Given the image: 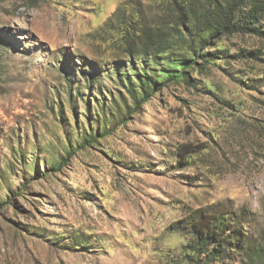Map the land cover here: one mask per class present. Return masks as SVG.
I'll list each match as a JSON object with an SVG mask.
<instances>
[{
	"label": "rangeland",
	"instance_id": "rangeland-1",
	"mask_svg": "<svg viewBox=\"0 0 264 264\" xmlns=\"http://www.w3.org/2000/svg\"><path fill=\"white\" fill-rule=\"evenodd\" d=\"M153 6L0 0V264L264 259V39H222L223 60L140 105L141 62L105 24L150 21ZM182 145L200 150L188 165ZM199 211L237 223L244 248L189 251Z\"/></svg>",
	"mask_w": 264,
	"mask_h": 264
},
{
	"label": "trees",
	"instance_id": "trees-1",
	"mask_svg": "<svg viewBox=\"0 0 264 264\" xmlns=\"http://www.w3.org/2000/svg\"><path fill=\"white\" fill-rule=\"evenodd\" d=\"M152 1L154 14L150 21L140 16L139 22L129 16L128 23L119 21L120 29L114 28L111 21L105 24L118 36L113 42L124 47L120 57L136 65L141 62L142 69L133 72L138 89L131 90L135 100L140 96V105L150 100L156 83L159 86L180 81L189 84L190 72L200 73L205 64L223 60L224 51L217 47L222 39L233 35L264 39V0ZM119 12L120 9L112 17L119 19ZM97 137L93 135L91 142L86 141L87 145ZM198 151L196 147L182 145L176 156L183 165H188L190 157ZM195 214L198 216L190 224L189 251L202 252L206 260L211 256L222 260L244 248L246 236L239 231L237 223H227L222 215L200 211ZM252 256L250 264H264L260 250Z\"/></svg>",
	"mask_w": 264,
	"mask_h": 264
}]
</instances>
